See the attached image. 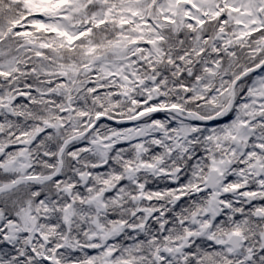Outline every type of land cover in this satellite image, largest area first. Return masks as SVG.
I'll use <instances>...</instances> for the list:
<instances>
[{"label": "snow or ice", "instance_id": "1", "mask_svg": "<svg viewBox=\"0 0 264 264\" xmlns=\"http://www.w3.org/2000/svg\"><path fill=\"white\" fill-rule=\"evenodd\" d=\"M0 264H264V0H0Z\"/></svg>", "mask_w": 264, "mask_h": 264}]
</instances>
